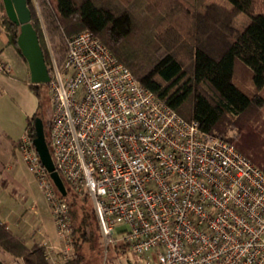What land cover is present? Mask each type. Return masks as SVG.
<instances>
[{"label": "built area", "instance_id": "1", "mask_svg": "<svg viewBox=\"0 0 264 264\" xmlns=\"http://www.w3.org/2000/svg\"><path fill=\"white\" fill-rule=\"evenodd\" d=\"M65 44L47 82L49 150L65 187L91 198L104 248L137 256L119 264H264V171L142 85L90 29ZM10 71L0 55V75ZM18 150L52 214L45 257L60 264L75 255L67 193L27 132Z\"/></svg>", "mask_w": 264, "mask_h": 264}, {"label": "trees", "instance_id": "2", "mask_svg": "<svg viewBox=\"0 0 264 264\" xmlns=\"http://www.w3.org/2000/svg\"><path fill=\"white\" fill-rule=\"evenodd\" d=\"M228 1L232 12L245 13L249 22L222 52L214 55L204 48L207 39L196 35L191 5H183L180 16L185 24L180 26L181 19L172 17L179 12V8H173L174 0H41V4L47 32L60 54L58 65H62L66 54L64 36L90 29L142 85L183 118L197 120L202 130L232 143L264 171V0ZM0 7V23L8 42L26 61L16 41L19 25L9 19L2 0ZM31 23L49 71L47 47L32 11ZM183 48L190 55L186 64L175 52ZM237 63L248 69L250 92L237 84ZM43 84L30 86L39 95ZM41 101L40 98L38 109ZM38 115L34 112L25 127L31 140L35 136L33 120ZM43 127L50 147V118ZM19 143L20 139L13 147H19ZM66 189L76 256L61 264H82L88 252L101 254V233L93 205L86 204L89 195L79 196L68 186ZM0 249L18 264H49L41 244L27 246L1 221Z\"/></svg>", "mask_w": 264, "mask_h": 264}, {"label": "rangeland", "instance_id": "3", "mask_svg": "<svg viewBox=\"0 0 264 264\" xmlns=\"http://www.w3.org/2000/svg\"><path fill=\"white\" fill-rule=\"evenodd\" d=\"M174 0L176 20L181 19L180 26H184L182 19L183 5H191V11L195 15V30L199 39L206 38L205 50L214 55L222 52L236 37V35L249 22V17L243 12H232L231 4L228 0ZM165 5V4H164ZM182 7H179L181 6ZM28 7L33 12L34 21L39 25L42 32L45 45L47 47L48 66L52 68L55 61L59 63L60 54L53 46L51 38L46 29L45 18L41 0H30ZM174 9H170L173 12ZM181 15V16H180ZM184 16V15H183ZM185 17V16H184ZM64 36V40H65ZM65 42V41H64ZM185 48L175 49V52L184 64L189 62V54ZM181 55V56H180ZM12 75L4 82H0V133L11 143L18 141L24 135L25 127L28 121L32 120L34 112L38 113L43 123L47 124L51 115V104L49 100V91L47 83H44L39 89V95L30 86V74L19 64L12 63ZM250 74L248 69L241 63L236 66L237 84L246 91H251ZM41 98V107L38 109ZM34 121V120H33ZM5 131H3V130ZM2 130V131H1ZM47 142V140H46ZM1 162L4 164L3 173L8 179V189L16 200H21L26 206L35 205V216L40 219L36 222L32 230L25 233L30 239V245L42 244V240L49 243H57L56 231L53 223L52 214L48 202L39 187L35 174L29 170L20 151L16 149L13 153L1 151ZM7 167V168H6ZM79 196L86 195L79 193ZM87 196V195H86ZM90 198V197H89ZM87 197V206L92 207L91 198ZM31 209V207H30ZM73 223L71 224L72 229ZM73 238V237H72ZM74 243V242H73ZM30 247V246H29ZM45 247V246H43ZM44 248V253H45ZM74 253L75 248H74ZM74 255L73 257H75ZM137 257L135 254L126 250L121 252L112 245L108 248L102 247L101 254L88 252L82 260V264H119L124 263L127 258ZM72 258V257H71ZM59 263L62 261L59 259ZM0 264H18L7 252L0 249Z\"/></svg>", "mask_w": 264, "mask_h": 264}, {"label": "water", "instance_id": "4", "mask_svg": "<svg viewBox=\"0 0 264 264\" xmlns=\"http://www.w3.org/2000/svg\"><path fill=\"white\" fill-rule=\"evenodd\" d=\"M5 13L14 23L19 25L16 41L25 58L31 83H47L49 81V71L45 63L42 48L39 43L38 35L31 23V10L27 0H2ZM35 136L33 144L39 156L40 162L49 173L61 194L67 193L66 187L55 170L50 150L44 135L43 121L41 117L34 118Z\"/></svg>", "mask_w": 264, "mask_h": 264}, {"label": "crops", "instance_id": "5", "mask_svg": "<svg viewBox=\"0 0 264 264\" xmlns=\"http://www.w3.org/2000/svg\"><path fill=\"white\" fill-rule=\"evenodd\" d=\"M2 13L3 10L0 7V16ZM0 55L9 63L10 67L13 65L12 63H17L25 68L27 72H29L27 62L23 60V58L16 52L14 47L8 42V35L1 23ZM11 75L12 68L8 74L0 75V82H4L8 78H11ZM8 137L9 136L7 134L6 137H4L3 134L0 133V156L1 151L8 152L10 150L14 153L16 149H18L17 146L13 147V143L9 141ZM3 167L4 164L0 160V221L13 232L20 235L24 239L27 246H31L29 243L31 240L25 236V233H27L29 230H32L35 223L39 222L40 219L35 216V212L30 209V205L26 206L21 200L14 199L10 190L7 188L8 179L6 176H4Z\"/></svg>", "mask_w": 264, "mask_h": 264}]
</instances>
